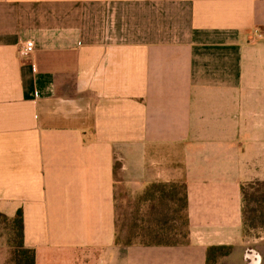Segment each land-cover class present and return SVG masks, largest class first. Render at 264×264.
I'll use <instances>...</instances> for the list:
<instances>
[{
	"label": "crops",
	"instance_id": "obj_1",
	"mask_svg": "<svg viewBox=\"0 0 264 264\" xmlns=\"http://www.w3.org/2000/svg\"><path fill=\"white\" fill-rule=\"evenodd\" d=\"M252 181L264 0H0V213L35 264H248ZM152 183L186 186L187 241L116 243L119 194Z\"/></svg>",
	"mask_w": 264,
	"mask_h": 264
},
{
	"label": "trees",
	"instance_id": "obj_2",
	"mask_svg": "<svg viewBox=\"0 0 264 264\" xmlns=\"http://www.w3.org/2000/svg\"><path fill=\"white\" fill-rule=\"evenodd\" d=\"M243 195V233L246 238L253 231L264 229V181L244 183ZM136 210L144 211L142 224L135 226V232L123 235L116 221V243L131 245L133 240L142 238L140 243L176 244L187 241L189 219L188 198L184 184L152 183L134 196ZM143 207V210L140 209ZM145 217V219H144ZM8 231L7 246L10 251V264H35V252L25 247L23 213L20 209L12 219L0 213V220ZM1 220V221H2ZM142 231V232H141ZM141 232V233H140ZM249 248V247H248ZM251 248V247H250ZM231 245H215L207 248V264H218L222 257L232 252Z\"/></svg>",
	"mask_w": 264,
	"mask_h": 264
},
{
	"label": "rangeland",
	"instance_id": "obj_3",
	"mask_svg": "<svg viewBox=\"0 0 264 264\" xmlns=\"http://www.w3.org/2000/svg\"><path fill=\"white\" fill-rule=\"evenodd\" d=\"M136 203L134 197L130 193L122 192L118 196V229L123 230V235H127L129 230L135 232L134 228L136 225L140 226L142 224L143 212L139 210L138 213H134L136 210ZM143 210V207H140ZM145 219V217H144ZM2 220V219H1ZM0 220V248L8 247V231L6 224L3 220ZM142 232V231H141ZM140 232V233H141ZM142 238L134 239V242H141ZM248 247L254 248L262 256V262H264V229L253 231L248 239Z\"/></svg>",
	"mask_w": 264,
	"mask_h": 264
},
{
	"label": "built area",
	"instance_id": "obj_4",
	"mask_svg": "<svg viewBox=\"0 0 264 264\" xmlns=\"http://www.w3.org/2000/svg\"><path fill=\"white\" fill-rule=\"evenodd\" d=\"M261 35V34H259ZM35 51V42L33 40H26L20 47L19 53L22 58H29ZM246 259L248 264H261L262 256L254 248H248L246 251Z\"/></svg>",
	"mask_w": 264,
	"mask_h": 264
}]
</instances>
